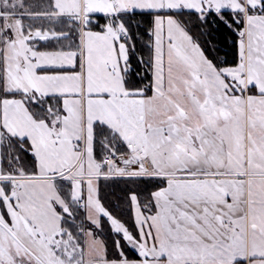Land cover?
<instances>
[{
    "label": "snow or ice",
    "instance_id": "snow-or-ice-1",
    "mask_svg": "<svg viewBox=\"0 0 264 264\" xmlns=\"http://www.w3.org/2000/svg\"><path fill=\"white\" fill-rule=\"evenodd\" d=\"M0 264H264V0H0Z\"/></svg>",
    "mask_w": 264,
    "mask_h": 264
}]
</instances>
